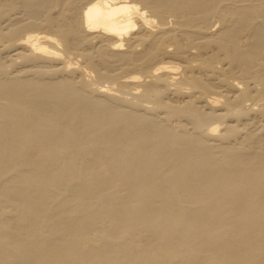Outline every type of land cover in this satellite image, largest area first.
<instances>
[{
  "label": "bare ground",
  "instance_id": "obj_1",
  "mask_svg": "<svg viewBox=\"0 0 264 264\" xmlns=\"http://www.w3.org/2000/svg\"><path fill=\"white\" fill-rule=\"evenodd\" d=\"M0 264H264V0H0Z\"/></svg>",
  "mask_w": 264,
  "mask_h": 264
}]
</instances>
